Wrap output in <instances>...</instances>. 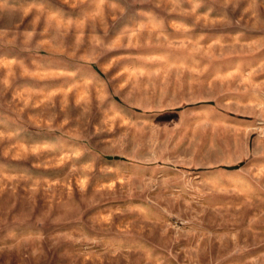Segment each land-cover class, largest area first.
Instances as JSON below:
<instances>
[{
	"label": "rangeland",
	"instance_id": "374dc122",
	"mask_svg": "<svg viewBox=\"0 0 264 264\" xmlns=\"http://www.w3.org/2000/svg\"><path fill=\"white\" fill-rule=\"evenodd\" d=\"M0 264H264V0H0Z\"/></svg>",
	"mask_w": 264,
	"mask_h": 264
}]
</instances>
